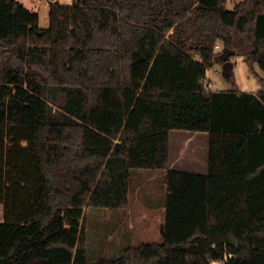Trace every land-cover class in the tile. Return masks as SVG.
I'll use <instances>...</instances> for the list:
<instances>
[{
    "label": "trees",
    "instance_id": "16d2710c",
    "mask_svg": "<svg viewBox=\"0 0 264 264\" xmlns=\"http://www.w3.org/2000/svg\"><path fill=\"white\" fill-rule=\"evenodd\" d=\"M0 0V264H264V0ZM228 52V55H227ZM172 130L210 134L208 174L170 169ZM165 173L162 243L91 261L87 210Z\"/></svg>",
    "mask_w": 264,
    "mask_h": 264
},
{
    "label": "rangeland",
    "instance_id": "374dc122",
    "mask_svg": "<svg viewBox=\"0 0 264 264\" xmlns=\"http://www.w3.org/2000/svg\"><path fill=\"white\" fill-rule=\"evenodd\" d=\"M18 1L31 11L39 13L41 28L50 26V8L47 0ZM241 1L245 0H226V7L233 10ZM231 62L234 64L233 81L225 78L222 66L217 65L212 69L210 82L214 91L258 93L264 89V83L255 76L242 56H233ZM256 71L264 77V71L259 67H256ZM176 139V132H171L170 141L174 149ZM157 175L160 176L161 173L147 169L132 171L130 207L127 217L124 210L103 208L87 210L88 250L91 261L117 258L128 247L162 243L161 228L166 221L167 189L164 179L153 178ZM141 213L144 214V219L140 218ZM137 220L145 221V223L131 224Z\"/></svg>",
    "mask_w": 264,
    "mask_h": 264
},
{
    "label": "crops",
    "instance_id": "0c3cea01",
    "mask_svg": "<svg viewBox=\"0 0 264 264\" xmlns=\"http://www.w3.org/2000/svg\"><path fill=\"white\" fill-rule=\"evenodd\" d=\"M48 4L50 5L49 1ZM211 71L212 69L207 72L208 81H210L212 77ZM257 74L261 79L264 80V77H261L259 72H257ZM173 131L176 132L177 139L175 149L173 145H171L170 141V169L179 172H191L205 175L208 174L210 171V134L207 132H192L183 130H172L171 132ZM164 176L165 173H161L160 176L157 175L153 178L156 179V177H160L161 179H164ZM141 214L142 216L140 218L144 219V214ZM127 215L128 214H126L125 217H127ZM140 221H133L131 224L145 223V221Z\"/></svg>",
    "mask_w": 264,
    "mask_h": 264
},
{
    "label": "built area",
    "instance_id": "2783aa9c",
    "mask_svg": "<svg viewBox=\"0 0 264 264\" xmlns=\"http://www.w3.org/2000/svg\"><path fill=\"white\" fill-rule=\"evenodd\" d=\"M55 2H59L60 4H64V5H72L74 0H55ZM205 86L206 88L209 90L212 88V84L210 81L205 80ZM221 262H213L212 264H220Z\"/></svg>",
    "mask_w": 264,
    "mask_h": 264
},
{
    "label": "water",
    "instance_id": "95a60500",
    "mask_svg": "<svg viewBox=\"0 0 264 264\" xmlns=\"http://www.w3.org/2000/svg\"><path fill=\"white\" fill-rule=\"evenodd\" d=\"M23 5V4H22ZM227 55H228V52H227Z\"/></svg>",
    "mask_w": 264,
    "mask_h": 264
}]
</instances>
